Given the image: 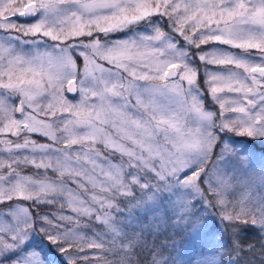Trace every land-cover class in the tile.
<instances>
[{"label":"snow or ice","instance_id":"6c2138e0","mask_svg":"<svg viewBox=\"0 0 264 264\" xmlns=\"http://www.w3.org/2000/svg\"><path fill=\"white\" fill-rule=\"evenodd\" d=\"M0 264H264V0H0Z\"/></svg>","mask_w":264,"mask_h":264}]
</instances>
